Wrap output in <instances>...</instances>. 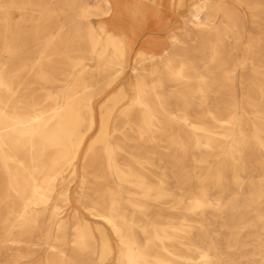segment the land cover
<instances>
[{
  "label": "bare ground",
  "instance_id": "bare-ground-1",
  "mask_svg": "<svg viewBox=\"0 0 264 264\" xmlns=\"http://www.w3.org/2000/svg\"><path fill=\"white\" fill-rule=\"evenodd\" d=\"M0 264H264V0H0Z\"/></svg>",
  "mask_w": 264,
  "mask_h": 264
}]
</instances>
